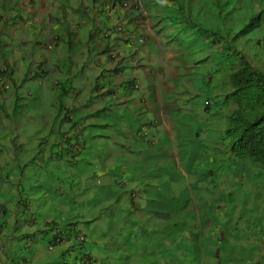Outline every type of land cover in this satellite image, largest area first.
Listing matches in <instances>:
<instances>
[{
    "label": "clouds",
    "instance_id": "9594fccd",
    "mask_svg": "<svg viewBox=\"0 0 264 264\" xmlns=\"http://www.w3.org/2000/svg\"><path fill=\"white\" fill-rule=\"evenodd\" d=\"M183 1L185 2V9L182 12L179 9L176 16L173 14L175 0H45L44 3L43 1L40 3L39 0H0V19L6 18L7 20L4 22H11V24L21 22L23 30L32 34L29 39L20 43L24 48L22 46L15 48L16 44L14 43L16 41L14 40L16 39L14 36L16 32L14 25L7 32H5V28L0 30L2 31L0 35V129H2L0 132V180L7 178V176L14 177L18 182L16 191L22 193L24 187L21 186L20 182L27 167L33 162L41 163V167H43L42 154L37 149H32L27 156L19 154L21 149L17 147L23 145L20 141H23L28 135L25 129L28 123L35 125L36 130L44 127L48 133H53V128H55L59 134L57 145L61 150H65L67 147L72 149L73 154L70 160H77L75 158H78L77 154L80 153L79 140L83 138L84 134L80 137L79 131L82 128L78 119L75 118L74 112L78 109L87 108L93 103L92 101H104L108 96L114 95L110 93L109 86L104 82L103 73L106 66H109V71L119 76L123 83L129 85L132 91L141 93L143 91L142 82H145L146 78L152 81L165 76L166 78L175 77L178 79L177 74L189 67H195L198 72V68L201 70L213 69L215 64L217 66L225 65V69L228 70L229 82V74L233 71H231V64L232 67L237 68L241 57L253 58L251 61L256 58V55L247 56L245 54L246 52L249 54L259 52L257 47L261 44L260 40L253 39L251 42L230 46L227 49L224 48L223 38L218 36V31L221 32L224 27L231 30L238 26V23H241L245 24V29L254 19H258L264 26V9H259L255 0H236L235 11L225 9L222 0ZM246 3H249V6L254 4L255 7V11L248 21L225 22L224 20L223 26L220 27V22L218 24L215 22L214 33L211 32L208 36L203 35L200 31L196 22H214L215 16H220L225 12H227V16L235 14L236 11L243 15L247 9V6H244ZM193 10H197V15L193 13ZM249 13L252 14V12ZM176 20L179 22H175ZM21 23L18 24L21 25ZM6 26L7 23L4 27ZM251 29L252 26L247 31L240 30L236 34L247 33ZM9 31L10 37L7 36ZM82 35L86 37V40L88 39L84 49L89 55L83 64L80 56L84 50L82 47L75 48L78 44L83 45L78 42V38ZM214 35L222 40L223 50H228L225 58L223 53L222 57L215 60L213 57H207L194 61L196 49L208 48L200 46L198 42L212 43L214 42ZM128 47L132 50L128 51ZM74 49H76L75 54L72 55L71 51ZM257 58L264 59V54ZM41 59L46 61L42 70ZM221 60H224V64H221ZM257 60L252 63L248 62L258 71L257 67L264 66L262 62L264 60L260 62ZM256 62L260 64L257 65ZM60 63L64 65V68L60 66ZM29 67L30 69H28ZM258 72L264 74L263 71ZM63 75L64 79L59 80V78H63ZM60 83L61 86L56 87V84L59 85ZM200 84H197V90L186 92L187 101L192 106L195 101L199 100V97L205 98V101L200 105L202 109H195L193 106L192 112L196 115V110H200L202 122V117L210 112L212 102H215L218 108L213 111L212 116L214 120L220 118V129L223 128L224 134L227 115L233 108V105L226 99L230 85L226 89V94L216 96L215 93L218 99L222 97L224 103L230 107L228 111H223V105L217 104L216 98L215 101L207 99L205 95L207 90L204 95L203 93L198 94L199 88H201ZM203 85L207 87V83H203ZM88 87L90 89L87 91L81 89ZM43 92H48L50 99L44 96ZM89 92L92 94L91 101L88 99ZM110 102L114 104L113 101ZM198 103L200 104V100ZM106 107L111 108L112 106L106 103ZM16 110L19 112L18 115H16ZM194 119L193 128L195 129L198 128V119L196 117ZM149 125L160 126V121L158 118H154L148 124H144L139 131L141 138H147ZM4 126L6 129L3 128ZM16 127L21 129V133H12ZM173 132L174 129L169 133V140L172 143L174 142ZM70 135L75 136L78 142L68 144ZM107 137L102 136L101 138L107 139ZM219 140L224 147L228 148L229 152L227 139H224L222 135ZM146 142L152 145L156 143L151 138H147ZM11 155L18 159L13 167L11 166ZM7 167L12 168L8 170ZM32 173L37 174L39 179L42 175L37 170L31 172L30 175ZM29 185L27 184V187ZM136 191L131 196V201L134 200L138 207L141 197ZM62 194L64 196L66 192H62ZM108 200H113V203L100 207L105 211L104 217H108L106 220L114 223L111 226L106 224L107 230L112 232L111 235L104 233L107 236L106 239H109L113 234L117 235L116 232H119L120 229L125 233L129 231L128 228H119L120 221L125 215L124 213L121 217L123 204H120V200L117 198ZM47 204L44 203L46 206ZM178 205H180L179 209H183L186 202L183 201L182 204ZM29 207L31 209V205H28ZM64 213L65 215L61 216L67 218L65 208ZM171 213L169 210L168 216ZM159 218H165V216L157 217L154 220L157 222ZM72 219L69 218V222L65 223L66 229L76 225ZM168 221L166 220L158 226L160 227ZM93 222L89 220L84 223ZM76 231V234L71 238L77 243L80 253L73 258L72 251L74 248L71 245V249L68 255L64 256V259L67 260L69 257L71 260L69 264H95L96 260L93 255L95 250L92 251L91 247L96 242L92 237H89L93 235L92 230L89 232L88 229H85L89 235L87 241L83 231ZM141 233L138 231L136 234ZM56 241L59 242L58 238ZM55 246V243H51L48 251H51ZM106 248L107 245L104 240L97 248V252L106 253ZM107 261L108 259L100 263L106 264Z\"/></svg>",
    "mask_w": 264,
    "mask_h": 264
},
{
    "label": "crops",
    "instance_id": "0c3cea01",
    "mask_svg": "<svg viewBox=\"0 0 264 264\" xmlns=\"http://www.w3.org/2000/svg\"><path fill=\"white\" fill-rule=\"evenodd\" d=\"M39 1L40 3L45 2V0ZM244 6H247V9L243 15L236 11L235 14L227 16V12H225V14L215 16L213 21L220 22L219 27L223 26L224 20L225 22H246L253 15L255 7L254 4H250V7L249 3L244 4ZM235 9L236 7L233 6V11ZM249 12H252V14ZM240 16L241 19H239ZM78 39V42L83 45L78 44L75 48H83L84 52L80 56L83 64L89 58L87 50L84 49L88 39L86 40L83 35ZM75 50L71 51L72 55L75 54ZM216 52L219 53V56L223 54L222 40L218 39L217 36L214 37V47L196 49L193 60L207 57H213L215 60L217 57L214 53ZM60 66L64 68L62 63H60ZM215 66L217 65L215 64ZM109 70L110 67L106 66L103 73L105 76L104 82L109 86L110 93L114 95L108 96L104 101L95 100L87 108L78 109L79 112L76 115L79 114L84 117L86 115L90 117L97 116L99 118L104 113L106 118L110 119V123L115 120L113 125L120 126L122 131L120 140L126 142L116 147H108L100 142L102 144L100 148L96 146L92 148V151L96 152H88L87 156L90 159L87 162H94L98 165L90 168L85 164L86 169L83 171L86 173L83 177L76 174L75 178L80 177L78 183L81 187H89L90 184H95V187L103 190V195L99 196L92 210L80 212L79 216L81 217L79 218L94 221L88 229L89 232L94 228L98 230L99 227L106 228L107 225H113L112 221L108 222L106 220L108 217H104L105 211L100 208L101 202L99 201L117 198L120 200V204H123L121 217L125 213L122 218L123 221H120L119 228H128L129 231L127 232L130 233L148 231V229L166 235L179 233L187 225L188 211L194 208L189 205L188 199L194 197L195 201L202 200L207 193L209 195L217 193L215 186L223 187L225 185L226 195L220 194L219 198L226 197V200H228L229 195L232 193L231 187L237 188L235 178L239 171L240 161L232 159L228 148L224 147L223 144L220 147L221 142H216L211 138L210 141L205 140L210 133H215V139H220L223 130L212 131L213 123L211 120L208 122L206 116L202 117L201 122L200 110H196V115L192 112L194 107L195 109L200 108L199 100L194 102L193 107L187 101L188 96L186 95L189 90H197L198 83H207L208 86L210 83L216 82L219 73H215L209 77L212 80L207 81L206 77L212 73V68L203 70L198 68L197 72L195 67H189L177 74L178 79L175 77L166 78L165 76L152 81L146 78L145 82H142L143 91L138 93L132 91L129 85L123 83L119 76L114 75ZM225 71L228 73L227 69ZM61 79H64V75L63 78H59V80ZM196 79L198 80L196 81ZM58 86H61V83L56 84V87ZM76 87L78 86L76 85ZM81 89L87 91L90 87ZM43 95L50 99L48 92H43ZM110 101H113L114 104ZM106 103L112 107L107 108ZM115 116L117 118L113 119ZM194 117L198 119V128L195 129L193 128V124H195ZM154 118L159 119L160 126H148L149 134L147 138L156 141L152 145L146 142L147 138L139 136V131L144 124H148ZM172 129H174L173 143L169 140V133ZM97 136L102 139V136ZM92 137L96 136L92 135ZM189 139L191 140L189 141ZM202 145H205V147L201 148ZM136 146H138L137 149H135ZM125 147H128L126 152L121 153ZM140 149L144 151L143 155H139ZM67 151L73 152L72 149H66L65 152ZM71 155L67 154L64 162H68ZM10 158L13 167L18 159L14 155H11ZM75 159L78 162V158ZM34 166L39 169V172L42 170L41 163L36 164L33 162L27 167L22 183L20 182L21 186L24 187L22 193L16 191L18 182L14 177L7 176V178L0 180V264H69V259L65 260L64 256L65 253H69L71 245H73L71 236L76 234V230L84 231L85 228L78 225L75 221L76 217L72 215H69V218H73L72 222L76 225L67 229L59 225L58 221L64 222L66 218L62 216L58 218V214L54 213L58 211L52 212L51 208H49L50 217H45L42 224L39 223L40 214L45 209L36 210L35 212L36 203L39 197L44 199L45 204L48 203L50 198L48 195L53 192V186L50 184L45 186L44 184L45 181L52 183L57 175L52 173L51 175H41L40 179L44 181V184L36 177L34 183L39 186L40 190L35 189L37 190L34 193L35 197L29 191L32 184L27 187V181H30V173L36 170ZM60 166H63V162H60ZM12 167L7 168L9 170ZM97 175L101 177L103 184L98 180L95 181ZM45 188L47 189L45 190ZM135 190L141 197L138 207L134 200L131 201V196H133ZM57 195L60 198L66 196H63L60 191ZM91 196L95 197L93 189ZM183 201L186 202L183 209L172 207L176 204L177 206L182 204ZM28 205H31V209L28 208ZM166 207L172 212L170 216H168L169 210ZM164 216L169 221L159 227L158 222L154 219ZM252 217L255 219L254 215ZM239 218L240 215L238 214ZM45 228L51 231L48 243L44 240ZM101 233L111 235L112 232L110 233V231L104 229ZM221 233L224 232L219 229L217 234ZM230 234L234 235V232H230ZM57 238L59 242L56 241ZM21 241H25L23 249L20 246ZM51 243L56 244V249L54 247L51 251H48ZM241 250V247H239L238 257H243V251ZM247 257L249 258L248 264H253L250 259L251 256L247 254Z\"/></svg>",
    "mask_w": 264,
    "mask_h": 264
},
{
    "label": "rangeland",
    "instance_id": "374dc122",
    "mask_svg": "<svg viewBox=\"0 0 264 264\" xmlns=\"http://www.w3.org/2000/svg\"><path fill=\"white\" fill-rule=\"evenodd\" d=\"M222 1L224 3L225 9L229 11H231L233 6L236 4V0ZM255 3L259 5V9H264V0H255ZM179 9L180 12L185 9V2L183 0H175L173 14H176L177 16ZM193 13L197 15L198 12L197 10H193ZM39 17H41L40 14ZM6 20V18L0 19V30L5 28V32H7L8 29H12V26L14 25L16 32V35L14 36L16 39L14 40L16 41L14 43L16 44L15 48L16 46L21 47L22 45L20 43L24 42L23 40L25 39H29L32 34L29 31L23 30L21 22L11 24V22H4ZM175 22H179V20H176ZM6 23L7 26L4 27ZM18 23H21V25ZM196 23L198 24L203 35L208 36L211 34V32L214 33L213 29L215 22ZM251 24L252 29L250 32L237 35L236 33L238 31L245 30V24L238 23V26L232 28L231 30L224 27L221 32L218 31V36L223 38L224 48L227 49L230 46H238L243 45V43L245 44L251 42L253 39L260 40L261 44L257 47L259 52L253 54L246 52L245 54L247 56L256 55L254 60H257L259 59L257 57H262L264 54V26L261 25L258 19H254ZM8 33L9 35L7 36L10 37V31ZM1 34L2 31H0V35ZM135 43L137 44V41H135ZM22 48H24V46H22ZM127 49L128 51L132 50L129 47ZM227 49L224 51V58L228 53ZM246 59L251 63L254 61H251L253 58ZM262 60L264 59H259L257 61L260 62ZM259 62H256V64L259 65ZM262 62L264 65V61ZM40 65L42 70L46 65L45 59L40 60ZM224 66L225 65H218V68L221 69L219 70V74L216 77V82L210 83L207 87H205V85H203L201 82V88H199L198 94L201 95L203 93L204 95V92L207 90L205 92L207 99L215 101L216 98L218 100L217 104L223 105V111H228L230 107L227 103H224V99L222 97L221 99L216 97L227 93V90H224L222 87L224 82H226L224 85H226V87L228 86V77L227 72L225 71L226 67ZM28 69H30V67ZM257 69L258 71L264 72V66L257 67ZM210 86H212V88H210ZM91 95L92 94L89 92L88 99L90 101ZM198 99L200 100V105L203 103V101H205L204 97H199ZM217 108L218 106L215 104V102H212L210 112L205 115L208 122L211 120L213 123L212 131L219 130L221 126L220 118L214 120L212 116L213 111ZM18 114L19 112L16 110V115ZM116 118L117 116H115L113 119ZM109 120L110 119L106 118L104 113H102L99 118H97V116L90 117L89 115H86L85 117L83 116V119L82 117H78V123L82 128V130L79 131L80 137L84 134L83 138L79 140V152H81V154L78 153L77 155L78 162L72 160H69V162H64L66 155L73 154V152H65L66 149H70L68 147L65 150L60 149V147L57 145L59 142V134L55 128H53V133H48L46 132L45 128L41 126V128L37 130L35 129V125L30 123L25 126L28 135L23 141H20L23 145L21 147H17L21 149L19 154H25L27 156L31 153L30 151L32 149H37L41 152L40 154H42L41 159L43 162V167L40 172L39 169L35 167L34 169H36L37 172L41 173L42 175H51V173L53 175H57L56 179L50 183V185L53 186V192H50L48 195L50 198L48 200L47 206L44 205V199L41 197H39L36 203L35 212L36 210L45 209V211L40 214V224H42L45 217H50L49 208L52 209V212L55 210L58 211L54 212L58 214V218L61 217V215H65L63 212L65 208L67 211L66 221H58L59 225L66 227L65 223L69 222V215H72L76 217L75 221L78 225L84 226L85 229L90 228L91 223H84L85 221H89L87 218H79L81 217L79 216L80 212L92 210L99 196L103 195V190H100L99 187H95V184H90L89 187H81L79 186L80 183H78L80 177L75 178V176L77 174L83 177V175L86 173L83 171L86 169L85 164L90 168L98 165L94 162H87L90 159L87 154L88 152L92 151L94 146L100 148L102 146L100 142H102L108 147H116L119 144H124L126 142H122L120 140L122 137L120 126H114L113 124L115 120H112L113 123H110ZM83 124L84 126H82ZM3 128L6 129V126ZM1 130L2 129H0V132ZM147 132L149 134V131ZM12 133H21V129L16 127L13 129ZM92 135H95L96 137H92ZM97 135L108 137L107 139H99ZM215 137L216 136L214 133H210L205 140L210 141L211 138L216 142H221L218 138L215 139ZM76 141L78 142L75 136L70 135L68 144H73ZM203 147H205V145L201 146V148ZM220 147H222V142ZM127 148L128 147H125L121 153H125ZM137 148L138 146L135 147V149ZM143 154L144 151L140 149L139 155ZM60 162H63V166H60ZM239 165V174L237 173L235 178L237 181V188L231 187L232 193L229 195L230 198L228 200H226V197L222 196L221 199L219 198L220 194L226 195V186L224 185L223 187L215 186V189L217 190L216 194L212 193L209 195L207 193V195L202 200L199 199V201H195V198L191 197L187 201L189 205L193 206L194 208L188 211L189 217L186 220L188 227L186 225L179 233L174 235H166L160 234L159 231L156 233L155 230H143L141 234H136L138 231H136L134 234L130 232H122L120 229L119 232H116L117 235L113 234L109 237V239H106V234L101 232L107 228H98V230L97 228H94L92 230L93 235L90 236L88 235L87 231L84 230L83 232L86 234V241L88 240L89 236L92 237L96 242L91 247L92 251L95 250L93 253L96 260L95 264H105L100 262H103L107 259L108 261L106 264H248L249 258L247 257V254L251 256L250 259L253 261V264H264V171L258 166L252 164L250 161H240ZM36 177L37 174L32 173L29 175L30 181H27L28 185L32 184L29 188V191L35 197L36 195H34V193L37 191L35 189L40 190L39 186H36L34 183L36 181ZM40 180L44 184V181L42 179ZM96 180H99V182L103 184V181L99 175L95 176V181ZM46 184H48L47 181H45L44 185L47 186ZM46 189L47 188H45V190ZM92 189L95 192V197L91 196ZM59 191L66 192V196L60 198L59 195H57ZM61 201L63 202L61 203ZM99 202H101L100 206L103 207L106 204H112L113 200H108L107 202L100 200ZM179 206L180 205L177 206L176 204L172 207L179 208ZM238 214L240 215L239 219ZM253 215L255 216V219L252 217ZM166 220H168L167 217L159 218L157 222L160 224ZM45 229L46 234L44 240L48 243L50 240L51 231H49L48 228ZM219 229H221L226 234H217ZM230 232H234V235H231ZM104 240L107 245L106 253H103L102 251L97 252V248H99L100 243H103ZM20 246L23 249L25 246V241H21ZM239 247H241V251H243V257L237 256ZM73 248L74 251H72V255L73 258H75V256H78L80 253L78 245L75 241H73ZM67 255L68 253H65V256ZM68 259V263H70V258L68 257Z\"/></svg>",
    "mask_w": 264,
    "mask_h": 264
},
{
    "label": "trees",
    "instance_id": "16d2710c",
    "mask_svg": "<svg viewBox=\"0 0 264 264\" xmlns=\"http://www.w3.org/2000/svg\"><path fill=\"white\" fill-rule=\"evenodd\" d=\"M251 26L250 22L244 31ZM198 43L200 46L214 47V42ZM214 55L216 59L222 57L218 52ZM222 63L224 60H221ZM230 67L233 71L229 74L230 90L226 99L233 108L227 115L223 137L228 141L232 159L249 160L264 171V74L255 70L244 57L240 58L237 68L232 64ZM217 69L214 65L212 73L206 77L207 81H211L209 77L219 72ZM224 84L222 87L226 90L228 86ZM77 112L79 110L74 112L75 118H81L79 114L76 115Z\"/></svg>",
    "mask_w": 264,
    "mask_h": 264
}]
</instances>
